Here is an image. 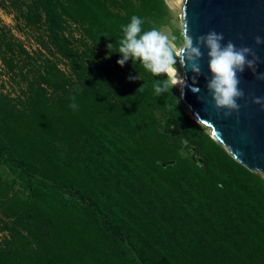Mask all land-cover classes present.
Here are the masks:
<instances>
[{
	"label": "trees",
	"instance_id": "16d2710c",
	"mask_svg": "<svg viewBox=\"0 0 264 264\" xmlns=\"http://www.w3.org/2000/svg\"><path fill=\"white\" fill-rule=\"evenodd\" d=\"M24 3L22 21L44 24L69 75L38 64L24 104L0 87V163L14 176L0 177V264H264V178L205 134L170 84L155 94L166 74L117 63L121 26L136 15L142 32L161 31L165 0ZM23 55L0 18L3 65L15 73ZM170 119L183 135L164 131Z\"/></svg>",
	"mask_w": 264,
	"mask_h": 264
},
{
	"label": "water",
	"instance_id": "95a60500",
	"mask_svg": "<svg viewBox=\"0 0 264 264\" xmlns=\"http://www.w3.org/2000/svg\"><path fill=\"white\" fill-rule=\"evenodd\" d=\"M185 23L194 40L214 30L224 35L222 44L232 41L237 48H253L260 57L257 73H264V44L255 43L256 36L264 39V0H184L182 32ZM201 51L203 57L199 61V75L190 68H182L186 81L180 90L182 102L195 120L197 115L204 120L200 124L210 129L211 137L238 163L253 173L264 175V105L253 103L254 98L264 97V81L256 79L247 67L243 73H238L239 88L243 90L244 97L237 101L239 111L225 117L227 109L217 110L207 90V78H211L208 49L201 47ZM248 58L251 59V56ZM193 87L199 92H193ZM164 131L174 136L184 134L181 125L173 119L164 124ZM187 149L196 164L206 165L197 149L192 146H187Z\"/></svg>",
	"mask_w": 264,
	"mask_h": 264
},
{
	"label": "clouds",
	"instance_id": "9594fccd",
	"mask_svg": "<svg viewBox=\"0 0 264 264\" xmlns=\"http://www.w3.org/2000/svg\"><path fill=\"white\" fill-rule=\"evenodd\" d=\"M142 18L133 15L131 21L127 25H122L123 37L117 42L122 58L117 61L120 66L131 60L133 65L139 62L143 68L151 72L154 76L166 74L168 79L157 81L153 87L155 94L159 96L162 92L168 89L169 80L174 86L185 85V78L181 79L176 65L179 62L182 68L191 69L192 72L199 75L201 67L199 61L203 57L201 47L208 49V67L211 73V78H207V90L212 95L217 110L227 109L224 116L228 117L233 111L238 112L240 105L238 99L244 97V92L239 88L240 77L238 73H243L245 68L251 69L256 79L264 81V73H257V64L260 57L250 47L237 48L232 41L227 44H222L224 35L216 31H210L206 35H201L194 38L189 34L190 29L185 23L184 30L181 33L182 45L178 48L173 42L176 37L169 39L167 35L158 29L143 31L141 25ZM242 38V37H241ZM256 45L264 44V39L260 36L255 37ZM112 44L108 45L109 50ZM251 56V59L248 57ZM138 78V77H137ZM130 79H136L130 77ZM195 82V80H194ZM143 84L137 91H143ZM193 92H199L198 88L193 87ZM183 95V92H182ZM75 101V97L72 98ZM201 99H203L201 97ZM253 103L264 105V97H256ZM70 108L76 110V103L70 104ZM197 123L204 122L198 115Z\"/></svg>",
	"mask_w": 264,
	"mask_h": 264
},
{
	"label": "rangeland",
	"instance_id": "374dc122",
	"mask_svg": "<svg viewBox=\"0 0 264 264\" xmlns=\"http://www.w3.org/2000/svg\"><path fill=\"white\" fill-rule=\"evenodd\" d=\"M6 9L0 5V18L1 23L4 25L12 35L16 38V41L27 50L29 56H21L18 61V68L15 73H10L7 68L3 65L0 59V87L4 90L5 93L10 94V96L18 104H24L27 102L25 96V85L26 80H34V74H36V67L38 64H42L49 60L58 65L66 74L69 75V70L67 63L63 58L58 55L55 51L53 45L49 42L47 38V33L44 24L28 26L22 21V13L19 12L20 9L26 12V3L30 0H6ZM168 7V24L165 26L161 32L169 37L172 40V37L177 39L172 41L174 46L177 48L182 45L183 41L181 38V14L180 9L176 10L174 4L165 0ZM179 73L177 74L180 78L184 75V71L180 66L179 62L176 65ZM28 78V79H27ZM169 84L173 90L174 95L179 100L181 106L184 108L185 112L190 116V111L185 106L181 100L180 96V86H174L169 80ZM193 118V117H192ZM194 119V118H193ZM195 120V119H194ZM202 130L205 134L210 135V129L201 125ZM226 150V149H225ZM227 151V150H226ZM228 152V151H227ZM264 178L263 174L257 173ZM0 177L9 180L14 178L8 170L1 165L0 163ZM14 193H17L19 196L24 195V190L21 185V180L16 178V183L14 186ZM1 202V200H0ZM4 236V233L0 229V239Z\"/></svg>",
	"mask_w": 264,
	"mask_h": 264
},
{
	"label": "bare ground",
	"instance_id": "6f19581e",
	"mask_svg": "<svg viewBox=\"0 0 264 264\" xmlns=\"http://www.w3.org/2000/svg\"><path fill=\"white\" fill-rule=\"evenodd\" d=\"M174 4V7L176 10L180 9L182 11V7H183V2L184 0H169ZM183 78V77H182ZM181 78V79H182ZM181 88V86H180ZM184 103V102H183ZM186 106V105H185ZM206 127V126H205ZM208 128V127H207Z\"/></svg>",
	"mask_w": 264,
	"mask_h": 264
}]
</instances>
